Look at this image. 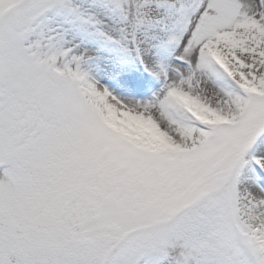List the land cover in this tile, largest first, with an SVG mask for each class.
Listing matches in <instances>:
<instances>
[{"label": "snow or ice", "instance_id": "obj_1", "mask_svg": "<svg viewBox=\"0 0 264 264\" xmlns=\"http://www.w3.org/2000/svg\"><path fill=\"white\" fill-rule=\"evenodd\" d=\"M0 264H264V0H0Z\"/></svg>", "mask_w": 264, "mask_h": 264}]
</instances>
